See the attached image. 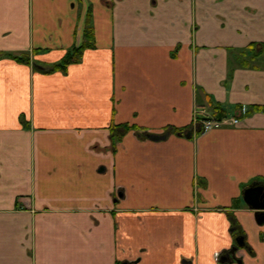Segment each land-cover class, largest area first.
I'll return each mask as SVG.
<instances>
[{"label":"crops","instance_id":"obj_1","mask_svg":"<svg viewBox=\"0 0 264 264\" xmlns=\"http://www.w3.org/2000/svg\"><path fill=\"white\" fill-rule=\"evenodd\" d=\"M89 11L95 48L47 72ZM254 43L264 0H0V264H224L238 238L227 264H264V211L243 198L264 186ZM215 106L239 125L150 139ZM122 125L149 135L114 141Z\"/></svg>","mask_w":264,"mask_h":264},{"label":"trees","instance_id":"obj_2","mask_svg":"<svg viewBox=\"0 0 264 264\" xmlns=\"http://www.w3.org/2000/svg\"><path fill=\"white\" fill-rule=\"evenodd\" d=\"M91 18L88 17L87 20V28L85 31V37H86V41L81 45V46H76L74 47L70 52H68V54L64 57V59L57 63L54 64L53 66L49 67L47 72H55V71H62V72H67L68 71V67L72 64H76L79 63L81 61V59L83 58L84 52L88 49H94L95 48V33H94V28L92 26L91 23ZM249 48L252 50L253 52V56H260L263 52H264V43H254L251 44L249 46ZM37 50L34 51V53H36ZM245 54V53H243ZM12 57L13 59H15L16 61L20 62V63H25V64H30L31 62V58L30 55H25L22 57H13L11 55H7ZM251 60H243L241 62L242 66H250L251 65ZM256 110H260V111H264V107H256ZM226 115L225 110L221 107V106H216L214 109V116L216 117V119H222L224 118ZM119 128H123L124 130H130V129H134L137 133L141 134L142 138H147L146 136L149 135V133L143 129V128H139V127H130L129 125H122V127H112V138L114 139V141L116 139H120L121 135H120V131ZM194 130V125H191L189 127L183 128V129H179L173 126H169L165 129V134H175L177 136L180 137H185L188 131ZM198 134L204 132V127L202 126H198V129L195 130ZM237 205V203H236ZM230 219L232 220V225L234 230L238 231L240 236H244L242 233V229L240 227V225L238 224V222L236 221L234 216H230Z\"/></svg>","mask_w":264,"mask_h":264},{"label":"water","instance_id":"obj_3","mask_svg":"<svg viewBox=\"0 0 264 264\" xmlns=\"http://www.w3.org/2000/svg\"><path fill=\"white\" fill-rule=\"evenodd\" d=\"M193 135V132H188L186 137L191 138ZM168 134H162V135H151L150 139L158 141L168 138ZM244 201L248 206H250L252 209L256 210H262L264 211V186L258 185V186H252L244 192L243 195ZM264 217V213L262 214ZM238 246L234 247L232 250V253L235 255L236 250H238V247L244 246V241L242 238L237 239ZM129 264V263H124Z\"/></svg>","mask_w":264,"mask_h":264},{"label":"built area","instance_id":"obj_4","mask_svg":"<svg viewBox=\"0 0 264 264\" xmlns=\"http://www.w3.org/2000/svg\"><path fill=\"white\" fill-rule=\"evenodd\" d=\"M248 112V110L246 108H242L240 109V113L241 115H245ZM201 114L206 115L205 111H202ZM203 123V126L207 129H212V128H219L225 125H239L240 123V118L239 117H235V118H231V120L228 119H223V120H210V119H206L203 118L200 120Z\"/></svg>","mask_w":264,"mask_h":264},{"label":"rangeland","instance_id":"obj_5","mask_svg":"<svg viewBox=\"0 0 264 264\" xmlns=\"http://www.w3.org/2000/svg\"><path fill=\"white\" fill-rule=\"evenodd\" d=\"M88 17H90L91 19H92V12L91 11H89L88 12V16H87V20H88ZM86 28H87V21H86ZM35 54V53H34ZM31 58V57H30ZM216 107V106H215ZM215 109V108H214ZM202 111H205V114L206 115H203V114H201V112ZM203 118H206V119H210V120H218V119H216L215 117H214V114L212 115L211 113H210V111H208L206 108H198L197 110H196V113H195V117H194V130H191L193 133H194V131L196 130V127H198V126H202V127H204L203 126V123L200 121L201 119H203ZM219 120H221V119H219ZM223 127V126H222ZM207 128H205L204 127V130H206ZM191 131H188V132H191ZM187 132V133H188Z\"/></svg>","mask_w":264,"mask_h":264},{"label":"flooded vegetation","instance_id":"obj_6","mask_svg":"<svg viewBox=\"0 0 264 264\" xmlns=\"http://www.w3.org/2000/svg\"><path fill=\"white\" fill-rule=\"evenodd\" d=\"M244 244H245V242H244ZM237 246H238V243L234 247H237ZM234 247H232V249L230 251H227L224 253V255H222L223 256L222 262H224V264H227V262H229V261L240 262V260L237 256V253L242 247H238V250H236L235 255L232 253V250L234 249Z\"/></svg>","mask_w":264,"mask_h":264}]
</instances>
